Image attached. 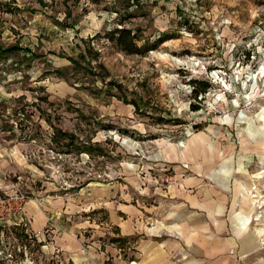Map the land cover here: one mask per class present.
<instances>
[{
	"label": "rangeland",
	"instance_id": "374dc122",
	"mask_svg": "<svg viewBox=\"0 0 264 264\" xmlns=\"http://www.w3.org/2000/svg\"><path fill=\"white\" fill-rule=\"evenodd\" d=\"M122 26L154 48L122 51L106 37ZM12 45L23 49L0 59V152L17 167L9 180L21 179L32 197L136 180L144 190L135 204L160 206L157 155L199 133L246 157L255 223L264 222L263 139L243 131L264 125V0H0V49ZM195 80L210 84L197 98ZM252 89L255 104L242 110ZM239 114L251 121L238 123ZM87 215L93 228L79 233V253L97 260L73 262L51 238L1 226L0 264H145V254L163 255L162 211L148 233L119 242L106 210Z\"/></svg>",
	"mask_w": 264,
	"mask_h": 264
},
{
	"label": "crops",
	"instance_id": "0c3cea01",
	"mask_svg": "<svg viewBox=\"0 0 264 264\" xmlns=\"http://www.w3.org/2000/svg\"><path fill=\"white\" fill-rule=\"evenodd\" d=\"M242 117L239 114L238 123L251 121L246 114ZM227 120L232 121V117ZM260 120L264 121V114ZM256 125L250 124L243 131L251 138L257 137L255 141L263 139L260 161L264 163V125ZM203 138L195 133L185 147L170 144L165 153L157 155V159H163L160 206L135 204L136 190H144L136 180L128 184L99 183L63 194L37 192L25 205L24 222L0 221V227H24L41 242L51 238V243L65 251L71 261L89 262L99 257L79 253L86 240L79 233L93 228L89 211L106 210L107 224L117 230L119 240L114 242L120 237L130 239L148 233L149 224L162 211L163 255L153 260L145 254V264H264V222L255 223L254 218L259 211L257 185L254 180L252 183L255 174L248 169L246 157H236L232 147H224L229 151L224 155L217 142H205ZM16 170L8 155L0 152V186L13 181L8 177ZM40 196L44 197L43 203L38 201ZM247 218L252 222L245 223ZM259 223L263 226H257ZM63 229L67 231L62 233ZM129 264L137 262L131 259Z\"/></svg>",
	"mask_w": 264,
	"mask_h": 264
},
{
	"label": "built area",
	"instance_id": "2783aa9c",
	"mask_svg": "<svg viewBox=\"0 0 264 264\" xmlns=\"http://www.w3.org/2000/svg\"><path fill=\"white\" fill-rule=\"evenodd\" d=\"M255 101L256 97L254 90L252 89L248 91L244 97L242 110H248L253 107ZM0 188L2 190L0 191V221L6 223L24 222L25 205L27 201L33 197L31 196L29 190L23 186V181L19 179V181L16 180L8 184H3ZM37 198L40 203H43V196Z\"/></svg>",
	"mask_w": 264,
	"mask_h": 264
},
{
	"label": "trees",
	"instance_id": "16d2710c",
	"mask_svg": "<svg viewBox=\"0 0 264 264\" xmlns=\"http://www.w3.org/2000/svg\"><path fill=\"white\" fill-rule=\"evenodd\" d=\"M106 37L113 42L116 46H118L122 51L130 54H143L148 52L149 50L153 49L154 47H150L147 44H139L140 41L138 34L131 28L122 26V27H114L106 32ZM164 37H159L155 42V44L162 43L164 41ZM23 47L20 45H12L9 47H5L0 49V59L5 57V55L14 53L16 51L22 50ZM79 59L86 60L87 57L84 54H79ZM69 60L73 62L75 66L78 67L80 63L79 60L75 59L74 57H69ZM193 94L194 98H197L199 94L206 93L210 87V84L207 82H202V89H198V81H193ZM194 108H197L194 106ZM119 240V239H114Z\"/></svg>",
	"mask_w": 264,
	"mask_h": 264
},
{
	"label": "bare ground",
	"instance_id": "6f19581e",
	"mask_svg": "<svg viewBox=\"0 0 264 264\" xmlns=\"http://www.w3.org/2000/svg\"><path fill=\"white\" fill-rule=\"evenodd\" d=\"M261 70H262V72H264V64H263V66H262V69H261ZM244 112H245V111H244ZM245 223H247V224H248V223H250V220H249V219H247V222H245Z\"/></svg>",
	"mask_w": 264,
	"mask_h": 264
}]
</instances>
